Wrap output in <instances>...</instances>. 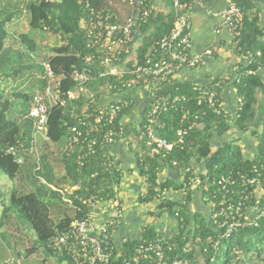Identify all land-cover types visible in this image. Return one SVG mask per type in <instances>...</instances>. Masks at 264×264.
<instances>
[{"label": "trees", "instance_id": "1", "mask_svg": "<svg viewBox=\"0 0 264 264\" xmlns=\"http://www.w3.org/2000/svg\"><path fill=\"white\" fill-rule=\"evenodd\" d=\"M10 1L12 0L0 2V173H2L0 180L26 183L28 188L20 192L13 186L8 197L4 193L5 190L0 188L2 200L0 227L6 225V229L9 230L10 224L6 223L8 221L16 225L17 221L7 216L9 211L14 209L17 217H21L29 225L36 236V241L46 251L54 254L47 247L48 240L58 233L65 232L75 220L83 219L90 214L88 204L83 201L117 200L116 189L121 181V173L116 169L107 170L102 151L97 150L95 155L85 159L82 165L77 164L75 154H68L66 151L67 124L72 123L68 115L73 110L80 114L86 103L84 98L75 101L74 105L71 102L66 108L50 109L48 116L50 141L38 144L41 160L39 170H35V162L28 153L24 152V163L21 166L6 153L9 147L30 146L32 123L25 116L34 96L46 86L41 62L35 59L37 49L32 35L47 33L54 36L55 44L49 49L46 47V55L42 60L48 63L54 75L61 79L64 92L74 90L75 84L70 81L68 74L73 67L82 66V57L88 53L86 31L82 27V23L89 17L86 4L95 10L113 14V17L114 12L106 0H32L27 1L23 7H20L18 2ZM160 1L170 8L168 13L153 12L140 26L139 35L134 36L135 40L144 37L137 49L139 61L153 41L172 28L174 22L172 0ZM232 3L243 10L242 30L235 46L236 53L241 61L244 54L259 52L260 57L248 67L256 72L258 68L264 67V29L259 25V17L256 15L249 17L248 12L253 11L256 4H261L264 9V0H232ZM22 12L28 16L27 25L32 35L19 34L18 42L21 48L14 49L6 44L10 36L8 26L19 18ZM62 27L70 29V34H64ZM93 70L98 69L93 66ZM97 76L93 71L89 86L97 95L102 93L98 92V89L105 83L116 82L113 78L100 79ZM29 78L30 84L19 91L16 85L22 86ZM6 86H9V89ZM194 86L182 82L173 85L164 83L162 86L159 85L155 92L158 97L186 95L189 98L187 103L175 104L160 115L158 125L155 127L157 136L173 144L175 131L186 126L197 114L201 116V120L198 121L201 125L189 133L182 149L173 147L164 157L160 155L151 160L147 158L150 164L147 172V191L143 199L139 198V202L145 204L157 198V209L177 223L176 233L169 238L170 243L175 246L174 251L169 254L170 260L177 258L189 264H197L195 248H198L199 254L205 260L204 264H264V218L258 221V227L239 228L229 237H225L224 230L218 228L210 218L211 209L219 208L222 193L214 194L216 188L211 187L208 188L209 191L205 190V185L212 180L222 176L231 177L236 185L233 187L234 195L230 199L236 201V193L242 190L240 177L248 176L254 165L264 163V89L260 85L257 72L255 75L238 77L234 86L242 104L240 111L230 117L225 110L221 115H216L205 105L197 106V94L192 90ZM147 107L144 105L141 109V121L137 127L130 124L125 126L123 137L133 134L134 139L138 140ZM186 111L188 113L183 118ZM128 114L129 111L122 113L123 116ZM245 136L256 142L251 158H245L243 154L241 140ZM217 139L218 144L215 145L214 140ZM61 144L65 147L59 156H55L58 158L55 162L52 160V152L47 148ZM137 144L140 149L137 150L136 156L146 150L141 141ZM193 160H197L203 167L204 174L198 173L197 170L196 172L201 180L199 186L203 189L204 205L210 208V214L207 216L199 211L191 212L192 190L188 185L183 188L186 193V198L182 199L183 204L162 198V192L168 185L166 182L158 181L159 173L170 167L172 162L177 163L176 169L180 171L191 166ZM57 162L61 165L60 170ZM139 171L142 176L144 173L141 169ZM39 178L46 184L41 183ZM51 185L56 188L69 186L74 195L71 197L72 203L63 202L59 193L49 187ZM155 237L157 234H153L152 229L147 227L140 241ZM134 244L130 242L125 245L120 251L122 255L118 256L117 252L111 264H121L123 257L131 251ZM34 249L30 248L28 252L33 253ZM60 258L62 261L65 260L63 256Z\"/></svg>", "mask_w": 264, "mask_h": 264}, {"label": "built area", "instance_id": "2", "mask_svg": "<svg viewBox=\"0 0 264 264\" xmlns=\"http://www.w3.org/2000/svg\"><path fill=\"white\" fill-rule=\"evenodd\" d=\"M120 1L130 11L122 20H117L115 16L95 10L86 4L89 17L82 23V27L86 31L88 53L82 57V66L73 67L68 74L70 81L75 84L74 90L64 92L61 79L54 75L50 65L46 62L41 63L46 86L34 96L25 116L32 123L30 146L9 147L6 150L17 165H23L24 152H26L32 156L36 165L35 170H39L41 160L38 144L50 141L48 136L50 109L66 108L71 102L74 105L75 101L84 98L86 103L80 114L73 110L68 115L72 123L67 124L66 151L68 154H75L78 165H82L85 159L95 155L97 150L102 151L105 159L104 166L107 170H118L109 150L123 139L124 128L131 122L128 117L138 108L137 98L133 96V92L148 87L152 81H158L161 85L167 83L182 69H196L203 62V57L212 55L210 49L201 55L192 53L193 9L203 8L204 0H172L174 11L172 28L153 41L140 61L137 55L132 57L130 46L134 43V36L139 35L140 26L153 14L154 8L147 0ZM217 17L219 24L215 28V33L226 31L236 45L241 35L243 10L231 3L221 10ZM259 57V52L244 54L241 58L244 69L232 79V83L234 84L238 77L255 75L260 68L255 72L248 67H251ZM93 66H96L98 70H93ZM93 71L100 79L113 78L116 81L113 84L105 83L100 88L101 92L105 91L104 93L110 97L105 101L102 99L104 95L94 94L89 89ZM225 84L223 79H212L206 85H195L192 90L197 94V106L205 105L214 114L221 115L224 108L220 101V94ZM233 95L234 107L233 111L228 113L230 117L240 111L242 104L235 89ZM188 101L189 98L186 95H176L171 98L158 97L154 92L149 97L137 140V142L141 141L146 149L145 152L137 155V167L144 173L140 176L146 191L147 172L150 167L147 158L151 160L160 155L164 157L173 147L182 149L189 133L201 125L198 122L201 116L197 114L186 126L175 131L173 144L157 136L155 127L158 125L160 115L166 113L173 105ZM124 111H129V114L123 116ZM187 113L188 111L183 114V118ZM140 121L141 115L138 117V124ZM176 166L177 163L172 162L170 167L176 169ZM179 172L183 176V188L186 185L191 188L200 185L201 180L192 165ZM39 180L46 184L42 178ZM240 180L242 190L236 193V201L230 199L234 195L233 187L236 185L231 177L222 176L205 185L206 191H209L208 188L211 187L216 188V192L213 191L214 194L222 193L219 208L211 209L210 218L218 228L224 230L225 237H229L239 228L258 227V221L264 218V163L254 165L249 175L241 176ZM49 187L59 193L63 202L72 203L71 197L74 195L69 186L56 188L51 185ZM146 191L140 193L139 198L143 199ZM164 193L165 191L162 192L163 199ZM79 200L84 199L79 198ZM83 203L88 204L90 214L83 219L75 220L65 232L54 235L47 242L48 249L60 257H65L62 264H111L116 253L118 252V256L122 255L121 249L130 242L135 244L123 257L121 264L188 263L177 258L170 260L169 254L174 251L175 246L170 243L169 238L159 235L145 241H130L128 238H123L121 246L117 247L114 242V233L124 217L121 204L117 200L93 202L91 199ZM183 203L184 201H181L180 204ZM97 215L102 217V222L96 220Z\"/></svg>", "mask_w": 264, "mask_h": 264}, {"label": "crops", "instance_id": "3", "mask_svg": "<svg viewBox=\"0 0 264 264\" xmlns=\"http://www.w3.org/2000/svg\"><path fill=\"white\" fill-rule=\"evenodd\" d=\"M204 3L205 6L203 8L193 9L191 32L193 45L192 53L194 55H201L204 51L210 49L212 55L203 57V62L196 69H182L174 77L169 79L166 85L182 82L203 86L208 84L212 79H223L226 84L220 94V101L224 110L231 113L234 107L233 91L235 89L232 79L237 73L243 70L244 66L235 52V47L231 42L229 33L223 30L221 33L216 34L215 28L219 24L217 15L221 10L228 7L229 4L232 3V0H204ZM150 4L154 8V12L166 14L170 9L160 0H150ZM255 15L259 17V25L264 29V9L261 4H256L254 10L248 12L249 17H254ZM115 17L117 20H122V17L118 15ZM143 38L144 37L141 36L139 39H134V43L130 46L132 55L134 49L137 55V49L140 47ZM137 41L140 43H138L136 47ZM257 76L260 79V85L264 89V67L257 71ZM159 85L161 84H159L158 81H152L148 87L133 92V96L137 98L138 106L141 109L144 105H148L150 95L159 89ZM98 92H101L100 88ZM104 92L105 91L101 94L104 95L102 99L105 101L110 97ZM141 109L138 115L142 111ZM133 119H136V117L131 119L132 122ZM131 124L132 123H130V126H133ZM137 125L138 121H136V127ZM130 136H133V134L123 137V139L119 140L109 150L111 152V158L115 160L117 168L121 173V181L116 189V197L123 208L124 217L122 223L114 233V242L117 247L121 246V240L123 238H128L130 241L140 240L143 236L144 228L147 227L152 229L153 234L170 238L166 235L168 229L166 230V228L162 227L164 222L162 220L163 217L151 215V212H154L158 205V199L154 198L146 205L139 202V195L146 191V186L137 167L136 152L140 148L137 141L135 139V141L132 140L133 138ZM244 138L248 139V136ZM217 141L218 139L214 140L215 145L218 144ZM241 145L244 152L246 147L244 139L241 140ZM251 150L254 152V147ZM191 165L198 173H202L203 167L197 160H193ZM182 178V174L177 169L171 167H166L159 173L158 181L166 182L168 185L163 195L164 199L180 204L182 199L186 198V193L182 186ZM191 190V212L199 211L206 216L210 214V211H207L204 205L200 186H195L191 188ZM197 202L199 203L197 204ZM195 204H200L203 209L202 207L195 206ZM165 219L170 220L167 216ZM96 220L102 222V217L97 215Z\"/></svg>", "mask_w": 264, "mask_h": 264}, {"label": "rangeland", "instance_id": "4", "mask_svg": "<svg viewBox=\"0 0 264 264\" xmlns=\"http://www.w3.org/2000/svg\"><path fill=\"white\" fill-rule=\"evenodd\" d=\"M9 1V0H8ZM27 1H32V0H12L10 1L11 3L14 2H18L20 7H23V5L27 2ZM107 4L109 6V8L114 12V16L118 15L122 18L126 17L130 11L128 9V7H126L124 5L123 2H121L120 0H106ZM0 2L5 3V0H0ZM113 15V14H112ZM27 20H28V16L26 15V13H23L20 15L19 18L15 19L9 26H8V32L10 33L9 39L6 41L7 46H10L14 49L16 48H21L19 42H18V36L21 33H25V34H30L32 35V32L29 30V27L27 25ZM33 38L35 40L36 43V53L35 55L37 56L35 59L38 62H43V58L46 55L45 53V49L46 47L51 48L54 44H55V39L54 36L52 34H34L33 33ZM233 43V41H231ZM138 43H140L139 41L136 42V47L138 45ZM234 44V43H233ZM236 45L234 44V47ZM235 49V48H234ZM236 52V50H235ZM237 54V53H236ZM136 56V50H133V56ZM31 79H27L22 86L17 84L16 87L18 88V90H24L29 84H30ZM11 83H9L10 85ZM7 89H9V86H6ZM99 90V89H98ZM137 109L133 112L132 115H130L128 118L132 119L133 117L136 119H133V122L131 121L130 123H132L131 125L136 127V121H138V113L139 110L141 109L138 105H137ZM11 112H13V110L11 109ZM11 115V113H10ZM138 115V117H137ZM133 128V127H132ZM131 138H133L132 140H134L133 136H130ZM135 141V140H134ZM133 141V142H134ZM221 142V140H219ZM244 142H245V149H244V157L245 158H251L252 154H253V150H251L253 147L255 148L256 142L254 141V139H252L251 137L244 138ZM251 146V147H250ZM64 144L61 145H51L50 147L48 146V151L52 152V160L55 161L56 159H58L55 156H59L61 153V150H63L64 148ZM56 162V161H55ZM57 167L60 170L61 169V165L60 163L57 162ZM59 173H61L60 171H58ZM2 175V173H0V176ZM60 177V175L58 176ZM17 183V184H16ZM26 183H18L17 181L14 183H10V182H6L3 180H0V188L2 190H5L4 193H6L7 197L9 195V191L12 189V187L14 186V188H16L18 191H26L27 190V185ZM1 198H0V207L2 208V202H1ZM201 202V199H200ZM199 202H197L198 204ZM203 203V202H202ZM195 206H199L202 207L200 204ZM1 208H0V219H2L1 217ZM203 209V207H202ZM209 207H207V211H209ZM153 210V209H152ZM151 210V211H152ZM155 213V214H154ZM149 214V212H148ZM151 215L153 216H160L163 217L162 220L163 222V226L164 228H166L167 233L166 235L169 237H172L176 231H177V223L170 219L167 220L166 218V214L160 212L157 207L154 210V212H151ZM7 216H10L12 218H14V220L17 221V224L14 220H12L13 222L16 223V225H12L9 221L6 223L10 224V228L9 230H7L6 225L0 227V264H62L64 261L61 260L59 255L56 254H52L48 251H46L44 249V247H42L36 240V236L34 235V233L30 230L29 225L22 220H19L20 218L17 217L16 211L14 209H11L9 211V213L7 214ZM155 217V218H156ZM13 228V229H12ZM11 229V230H10ZM172 231V232H171ZM3 232V235H2ZM169 233V234H168ZM37 246H35V245ZM30 248H35L33 253L28 252L30 250ZM195 251L197 253V264H204L205 260L204 258L199 254L198 252V248H195ZM189 264V263H187Z\"/></svg>", "mask_w": 264, "mask_h": 264}, {"label": "water", "instance_id": "5", "mask_svg": "<svg viewBox=\"0 0 264 264\" xmlns=\"http://www.w3.org/2000/svg\"><path fill=\"white\" fill-rule=\"evenodd\" d=\"M62 29H63V31H64V34H70V32H71V30L70 29H67V28H63L62 27Z\"/></svg>", "mask_w": 264, "mask_h": 264}]
</instances>
